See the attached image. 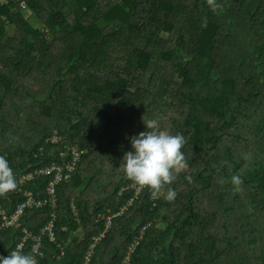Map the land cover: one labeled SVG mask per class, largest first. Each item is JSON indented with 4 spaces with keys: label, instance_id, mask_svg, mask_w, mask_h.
Returning <instances> with one entry per match:
<instances>
[{
    "label": "trees",
    "instance_id": "16d2710c",
    "mask_svg": "<svg viewBox=\"0 0 264 264\" xmlns=\"http://www.w3.org/2000/svg\"><path fill=\"white\" fill-rule=\"evenodd\" d=\"M185 1L27 0L28 17L0 6V155L18 180L62 162L64 144L82 151L55 186L53 239L50 208H26L0 228V257L26 229L41 235L38 264H83L98 217L122 210L87 264H121L136 238L129 264H264V0ZM149 119L184 136L187 167L159 197H134L121 163ZM48 181H17L0 203L10 214Z\"/></svg>",
    "mask_w": 264,
    "mask_h": 264
},
{
    "label": "clouds",
    "instance_id": "9594fccd",
    "mask_svg": "<svg viewBox=\"0 0 264 264\" xmlns=\"http://www.w3.org/2000/svg\"><path fill=\"white\" fill-rule=\"evenodd\" d=\"M208 5L216 10L221 5L216 0H207ZM205 19V26H206ZM146 131L130 138L132 151L124 153L122 167L126 177L141 188H149L151 197L157 198L166 186L171 185L183 169L187 167L184 152L181 149L186 144L184 136L175 135L160 129L157 119L144 121ZM121 166V165H120ZM231 183L234 191L239 192L243 180L240 175H233ZM17 180L13 169L5 156L0 155V196L15 191ZM177 192L167 187L164 198L175 200ZM42 255V254H41ZM0 264H38L34 254H27L23 245L18 244L7 257H0Z\"/></svg>",
    "mask_w": 264,
    "mask_h": 264
},
{
    "label": "built area",
    "instance_id": "2783aa9c",
    "mask_svg": "<svg viewBox=\"0 0 264 264\" xmlns=\"http://www.w3.org/2000/svg\"><path fill=\"white\" fill-rule=\"evenodd\" d=\"M27 0H0V6L7 5L9 3H18V6L20 9L24 10L26 12L25 16H31V11L27 8L26 4ZM1 19H4V17L1 16ZM62 141L61 136H59L56 132H53V134L49 135L45 142H48L50 144L58 145ZM82 151L79 150L78 147H76L73 144H64L62 146V149L59 153L60 157L62 158V162L56 163L52 162L50 164H47L44 167L35 169L33 172H28L23 175H21L18 178L19 183H24L26 181L31 180L34 176H47L49 177V181L47 182L44 193L45 196L43 198H36L31 191H24V201L21 203H18L12 213L8 214L2 204L0 203V228H8L12 225H14L17 220L21 217L24 210L26 208H43L48 206L51 210L49 213V219L43 226L41 230V235L44 233L49 234V239H53V226H54V220H55V213L53 209L56 205V199H55V186L60 182H66L68 181L73 172L75 171L76 165L79 161L80 155ZM128 189L133 191L134 197H136L140 191L141 187H139L136 184H132L128 187ZM132 202L129 201L128 205H130ZM122 210L118 213L111 214V215H100L98 218L104 219V228L103 231L98 233L97 235H93L91 237L88 250L84 256V263L87 264L89 262V259L91 257V254L93 252L94 247L97 245L98 242L104 237V234L107 229H109L112 226L111 218L113 216H116L117 214H121ZM143 230V229H142ZM22 238L18 244H24L26 239L31 238V253L34 254L36 259L37 256H42L41 252V235H35L33 236L29 231L26 229H23L22 232ZM140 238H136L127 248V251L125 253V256L123 260L121 261V264H129L130 263V255L135 250V247L138 245ZM17 244V245H18Z\"/></svg>",
    "mask_w": 264,
    "mask_h": 264
},
{
    "label": "rangeland",
    "instance_id": "374dc122",
    "mask_svg": "<svg viewBox=\"0 0 264 264\" xmlns=\"http://www.w3.org/2000/svg\"><path fill=\"white\" fill-rule=\"evenodd\" d=\"M184 3H185V5H187V6H191V4L193 3V0H186ZM29 21H30L34 26H39V25H40L37 21L33 20L32 18H29ZM160 35H161V37L163 36V37L167 38L170 34H169L168 32H166V31H164V30H161ZM162 67H163V66H162ZM15 101L18 102V103H20V102H21V99H20L19 97H17V98L15 99ZM159 227H161V226H159Z\"/></svg>",
    "mask_w": 264,
    "mask_h": 264
}]
</instances>
